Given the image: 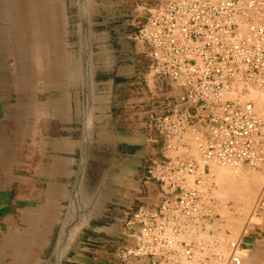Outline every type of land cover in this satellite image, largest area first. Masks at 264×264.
Masks as SVG:
<instances>
[{
    "label": "built area",
    "instance_id": "built-area-1",
    "mask_svg": "<svg viewBox=\"0 0 264 264\" xmlns=\"http://www.w3.org/2000/svg\"><path fill=\"white\" fill-rule=\"evenodd\" d=\"M145 9L133 42L160 106L150 112L152 158L141 180L160 202L127 213L118 264H186L204 245L184 233L220 218L212 168L264 173V0H155ZM254 209L264 210V190ZM242 240L214 254L215 264H243Z\"/></svg>",
    "mask_w": 264,
    "mask_h": 264
},
{
    "label": "crops",
    "instance_id": "crops-1",
    "mask_svg": "<svg viewBox=\"0 0 264 264\" xmlns=\"http://www.w3.org/2000/svg\"><path fill=\"white\" fill-rule=\"evenodd\" d=\"M53 36V52L48 35L38 41L31 37L20 54L13 29L0 23V264H40L47 259L60 205L67 199L76 167L81 135L79 84L67 81L65 32L58 29ZM107 41L105 34L96 32L95 142L110 135L118 144L150 151L147 126L150 112L160 103L148 94L140 61L120 64L121 54ZM156 83L158 91L166 89L165 81ZM163 94L177 91L159 95ZM134 155L119 154L126 160ZM135 171L120 178L124 190L117 199L121 200L117 214H123L128 200L138 199L152 209L160 202L156 186L142 189V180L130 177ZM256 230L253 226L243 237L247 254L264 253V229ZM85 239L69 264H102L87 253Z\"/></svg>",
    "mask_w": 264,
    "mask_h": 264
},
{
    "label": "rangeland",
    "instance_id": "rangeland-1",
    "mask_svg": "<svg viewBox=\"0 0 264 264\" xmlns=\"http://www.w3.org/2000/svg\"><path fill=\"white\" fill-rule=\"evenodd\" d=\"M154 2L155 0H103L101 7L103 21H99L100 18L97 20L101 25L98 28H105L108 25H112L111 22L113 20H119L120 26L116 28L117 31L120 32L129 28L131 29V32L133 34L132 37H134L135 33L138 31L141 23H143L147 15V11L145 8H149ZM0 23H2L3 25L9 24L11 26V29H13L15 39L14 42L19 44V50L21 52L20 54H22V51L26 49V44L30 41L31 37L34 36L36 41H38L40 39L42 40L44 36L48 37V35L51 39V52H53V49L55 48L53 34L55 33V31L57 32L56 29L58 28L59 31L63 32V34L65 32L68 67L66 73L67 81L69 83L78 82V72L74 48V35L76 30L75 26L77 23L74 0H0ZM119 28H122L123 30ZM103 31V29H98L96 32L103 33ZM120 46H122L123 60L126 61L127 64L131 63L130 59H132L134 62H137L138 60L141 61L143 66L141 68V71L142 74L145 75L149 62L142 54L137 53L138 49H136V46L134 45L133 38H128L126 36L125 39L120 40ZM40 53L42 54V50L40 51ZM151 86L153 87L152 84ZM148 94L151 97V93L149 92ZM119 145L122 144H118L117 138L115 137V140L113 141V137H111L110 135H106L102 139H99L98 144H96L95 146V150L93 153L94 158L91 161L88 171L89 185L93 188L98 182L102 172L106 168L113 164L118 165V167L114 171L113 181L110 184L112 187V208H117V203L121 201L117 200L121 198V193L124 190V185L123 182L120 181V178L124 173H129L125 171V168H128V165L130 163H134L135 161L139 160L138 163H143L142 168L139 169L141 170L140 175L142 176L144 175L146 168L150 163V158H152L151 148H149L150 151H146L142 148L141 151H138L136 153V155L129 158V160H126L125 157L121 158L119 156V154L122 155V153H120L119 151ZM217 168L218 167H213L211 172L213 173V169ZM75 170L76 167L74 168V172ZM139 170H137V172ZM238 172L248 177H255L258 180V193L254 202L252 203V206L249 208V210H245L246 212H243L244 209H242L240 205H237L235 201L230 198L231 196L227 198L226 195L230 192H228L227 194L226 192H224V194L222 192L223 189L219 188V186L216 184V181L214 182V175L211 174L212 181L215 183L214 195L215 197L217 195L216 199L219 203L218 213L220 215V218L217 217L215 219H212L211 221H204L197 225H193L188 231L190 232L194 230L196 233L195 236L197 235L196 238H193L191 240L188 239V241L187 239H184V237H182L183 240H185L186 242L188 241L187 243H195L201 241L204 245L202 247V250L199 249L196 252L193 260L189 262L186 261V264H215L213 255L216 254L219 250H223V247H226L229 250V243L239 240V238H233L232 232L229 231L231 224L233 226H236L238 232L241 234L244 232V229L246 227H248L249 233L252 230L253 226H256V231H259L258 228L264 229V210L255 212L254 209L255 203L260 193L264 190V173L248 168L241 169ZM141 176L139 177V179L141 178ZM66 201L65 203L60 205L59 222L64 213V209L67 203ZM127 202V207L124 209L123 214L120 215L118 222L111 225H104L107 228L99 226V232L92 231V229L96 228V226L92 224V228L85 234V236L90 239V244L85 245L87 253L89 255H92L93 258L99 259L102 264H118L119 260L117 254L119 246H122L123 235L121 234V232H123V229L125 228L127 213L130 212L131 209H135L141 205L138 199L128 200ZM236 207H240L242 210L238 208L239 211H237ZM253 212L254 217H250ZM58 226L52 234L51 248L56 238ZM203 235L207 236L208 238H210V240L213 241L205 242V240H203ZM220 235L223 236L224 239L227 238V244L225 241V245L223 244V242H220ZM229 235L232 236L229 237ZM244 235L242 236V238L244 237ZM98 239H108L110 240V242H112V244H105L101 240L97 241ZM214 242H217L219 245V248L216 247V252H214L215 247L212 246ZM220 243L223 247L220 245ZM123 246L125 247L124 244ZM243 264H264V253L260 254L258 252L256 253L250 251L247 256H244Z\"/></svg>",
    "mask_w": 264,
    "mask_h": 264
},
{
    "label": "water",
    "instance_id": "water-1",
    "mask_svg": "<svg viewBox=\"0 0 264 264\" xmlns=\"http://www.w3.org/2000/svg\"><path fill=\"white\" fill-rule=\"evenodd\" d=\"M103 0H74L76 9L75 57L81 97V135L73 181L60 219L49 256L42 264H69L78 244L92 224L108 218L111 212L114 171L118 165L106 168L96 185H89L88 171L94 158L95 142V27L100 26Z\"/></svg>",
    "mask_w": 264,
    "mask_h": 264
},
{
    "label": "bare ground",
    "instance_id": "bare-ground-1",
    "mask_svg": "<svg viewBox=\"0 0 264 264\" xmlns=\"http://www.w3.org/2000/svg\"><path fill=\"white\" fill-rule=\"evenodd\" d=\"M59 2V1H58ZM45 3V2H44ZM65 4V3H64ZM49 5V4H48ZM42 10V9H41ZM48 10V9H47ZM64 10V9H63ZM62 10V11H63ZM39 11V10H38ZM30 15V14H29ZM65 16V15H64ZM63 17V16H62ZM48 18V17H47ZM66 19V18H65ZM65 23V22H64ZM59 24H60V22H59ZM63 24V23H62ZM59 29V28H58ZM58 29H56L57 30V32H58ZM57 32L55 31V34H57ZM69 57V56H68ZM69 62V61H68ZM67 67V66H66ZM68 68V67H67ZM71 72V71H70ZM216 168V167H215ZM214 171H213V173H212V175H214V178H215V180H214V182L216 181V184L219 186V188H221V189H223L222 190V192L224 193V192H226V194L228 193V192H230L229 194H227L226 196H227V198L228 197H230V198H232L234 201H235V203L237 204V205H240V207L242 208V209H244V211L243 212H246L247 210H249V208L252 206V203L254 202V200H255V198H256V195H257V193H258V180L255 178V177H248V176H245V175H242V173L240 174L238 171H233L232 169H230V168H220V167H218L217 169H213ZM221 189H220V191H221ZM215 193V192H214ZM260 193V192H259ZM225 194V193H224ZM232 194V195H231ZM229 195V196H228ZM216 197H217V195H216ZM229 198V199H230ZM240 207H238V208H240ZM237 208V207H236ZM238 208H237V211H239L238 210ZM240 208V209H241ZM241 209V210H242ZM246 210V211H245ZM254 217V212L250 215V217ZM233 223V222H232ZM251 223V222H250ZM230 224H231V222H230ZM230 227V226H229ZM228 229V228H227ZM226 229V230H227ZM229 231L230 232H232V235H233V238L234 237H236V238H239V240L242 238V236L246 233L245 231H246V228L244 229V232L241 234V233H239L238 232V230H237V227L236 226H233L232 224H231V227H230V229H229ZM195 231L194 230H192V231H188V232H186L184 235H183V237H184V239H189V240H191V239H193V238H196V236H195ZM232 235H229V237L230 236H232ZM202 236V235H201ZM220 238V242H223V244H224V241L226 242L227 240V238L226 239H224V237L223 236H219ZM228 237V238H229ZM198 238V237H197ZM201 238V237H200ZM232 238V239H233ZM213 239V238H212ZM188 240V241H189ZM203 240H205V242L207 241V242H211V241H213V240H210V238H208L207 236H204L203 235ZM187 241V242H188ZM204 242V241H203ZM230 242V241H229ZM228 242H226V244H227ZM230 244V243H229ZM212 245V244H211ZM220 245H221V243H220ZM225 245V244H224ZM213 246V245H212ZM219 246V245H218ZM217 246V247H218ZM222 246V245H221ZM223 247V246H222ZM219 248V247H218ZM225 248V249H224ZM216 247H215V251L214 252H216ZM213 251V250H212ZM218 251V250H217ZM221 253H220V252ZM217 253H220V254H223L224 256H227L228 254H229V250H228V248H226V247H223V250H219ZM246 250H244L242 253H243V255H246L247 256V252H245ZM243 258H244V256H243ZM187 263V262H186Z\"/></svg>",
    "mask_w": 264,
    "mask_h": 264
},
{
    "label": "flooded vegetation",
    "instance_id": "flooded-vegetation-1",
    "mask_svg": "<svg viewBox=\"0 0 264 264\" xmlns=\"http://www.w3.org/2000/svg\"><path fill=\"white\" fill-rule=\"evenodd\" d=\"M101 20L103 21V18H100L99 19V21H101ZM111 24L112 25H108L105 28H98L97 27L96 28V31L98 29H103L104 31H103L102 34H105L106 35V38L108 39L107 44L110 45V48L112 47V49L118 50L119 51L118 53L121 54V56L119 57L120 64L130 65V63L127 64L126 61L123 60L122 46H120V40L125 39L126 36L128 38L129 37L133 38L132 37L133 34L131 32V29L127 28V29L123 30L122 28H119V29H121L123 31L118 32L116 28L120 26V21L119 20H113L111 22ZM117 42L119 44H117ZM113 46H114V48H113ZM137 53H139L138 50H137ZM140 63L142 65V62L141 61H140ZM119 146H120L119 147V151L122 154L124 153V154L134 155L137 151L141 150V149H138L136 147H129L126 144H122V145H119ZM138 161H135L134 163H130L128 165L129 172L133 171V169L136 170L135 172H132V174L130 175V177L133 176L134 178H137V179H139V177L141 176L140 175L141 174V170H139V169L142 168V164H143V163L142 164L141 163H138ZM141 162H142V160H141ZM137 170H139V171L137 172ZM142 177H143V175L141 176L140 179H142ZM142 189H143V187H142ZM119 217H120V214H117V212L115 211V207L114 208L111 207V212H109L108 218H105V219H103L100 222L93 223V225L96 226V227H99V226L100 227H106L104 225H111V224H115L116 222H118ZM123 236H125V234ZM84 237H86L85 242H84L85 245L90 244V239L87 236H84Z\"/></svg>",
    "mask_w": 264,
    "mask_h": 264
}]
</instances>
